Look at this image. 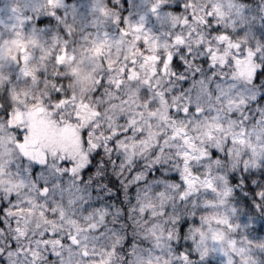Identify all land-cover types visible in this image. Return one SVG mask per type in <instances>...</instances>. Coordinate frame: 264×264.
I'll use <instances>...</instances> for the list:
<instances>
[{"label":"snow or ice","instance_id":"obj_1","mask_svg":"<svg viewBox=\"0 0 264 264\" xmlns=\"http://www.w3.org/2000/svg\"><path fill=\"white\" fill-rule=\"evenodd\" d=\"M0 264H264V0H0Z\"/></svg>","mask_w":264,"mask_h":264}]
</instances>
